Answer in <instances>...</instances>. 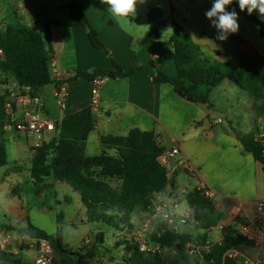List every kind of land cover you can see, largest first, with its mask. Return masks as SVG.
<instances>
[{
	"label": "crops",
	"instance_id": "crops-1",
	"mask_svg": "<svg viewBox=\"0 0 264 264\" xmlns=\"http://www.w3.org/2000/svg\"><path fill=\"white\" fill-rule=\"evenodd\" d=\"M76 1L87 16L89 24L98 32L103 48H95L88 35L89 29L78 24V14L71 5L72 0L19 1L9 15L0 9V28L16 24L42 33L50 51L53 77L59 80H66L78 71H114V63L119 64L125 72L135 70L129 76L109 78L99 87V104L92 109L96 124L86 141V155L92 157L101 154L100 137L103 135L125 136L135 128L154 132L166 151L177 147L180 152L166 166L168 176L175 180V187H167L155 194L153 199L179 202L185 200L187 194L205 186L212 193L211 199L217 210L224 216L218 227L207 231V242L219 243L222 227L235 226V221L239 222L237 229L247 226L253 237L252 245L238 246L229 251L223 258V264H264V219L259 223L255 219L257 202L264 196V167L255 160L252 153L245 150L237 137V134L244 135L248 132L236 131L229 119L225 123L215 116L213 104L209 107L190 102L179 96L171 84H157L153 81L151 74L162 72L175 77L177 68L170 36L167 34L165 37L163 33L167 26L162 29L158 40L153 39L149 34L147 13L151 8H160L167 23L170 24L172 20L181 23L207 57L236 68L239 65V55L245 54L247 47L252 50V55L264 57V40L259 35V28L241 14L237 0H233L228 10L235 9L238 13L239 30L230 34L226 40L216 38L217 32L212 31L214 28L211 21L205 16V12L212 7L213 0H143L144 7L137 5L136 15L129 18L127 28L121 26L102 0ZM252 14L264 22V16L258 11ZM46 26L49 34L46 33ZM50 85L51 89L43 87L40 90L39 103L36 104L25 95L28 98L20 102L17 96L20 93L18 86L12 89L10 84L5 85L0 81V121L4 126L9 122L22 120L26 106L29 105L37 111L41 108L46 118L55 123H60L67 114L91 107L92 81L77 78L60 85ZM63 86L67 88L64 106L57 97V91ZM51 96L56 99L55 104ZM6 102L12 104V110L6 107ZM229 114L230 111L227 112ZM2 130L5 133V145L10 136L24 135L31 141L29 148L32 156L28 161L20 163H31L37 146L52 141L58 133L56 130L38 140L14 129ZM254 133L256 135L259 132L256 129ZM169 144L171 147L167 148L165 145ZM109 153L114 155L115 151L109 150ZM6 155L8 165L7 146ZM15 165L22 166L17 161ZM181 171L186 174L183 182L188 183L190 190H179ZM187 209L189 206L184 210ZM51 210V207L44 204L39 208L34 207L19 195L9 196L5 185L0 182V225L25 228L31 224L50 235L60 232L63 240V231L57 227L56 233L51 231L53 224L49 223L47 214ZM81 218L80 227H87V209L83 210ZM64 219L63 225L79 228L77 223L67 221L65 217ZM57 223L62 226L58 217ZM133 223H136V219ZM87 233L89 235L90 230ZM124 233L119 231L115 237L116 248ZM85 240L77 250L64 241L63 244L72 252L89 255L87 264L89 261L92 264L122 262L125 252H122L121 258L99 255L96 247L92 246L91 238ZM233 253L236 254L235 257L230 255ZM8 254L13 258L9 261L0 259V264H34L37 256L34 248H25L18 240L12 242ZM54 264H79V260L76 255L55 252Z\"/></svg>",
	"mask_w": 264,
	"mask_h": 264
},
{
	"label": "trees",
	"instance_id": "trees-1",
	"mask_svg": "<svg viewBox=\"0 0 264 264\" xmlns=\"http://www.w3.org/2000/svg\"><path fill=\"white\" fill-rule=\"evenodd\" d=\"M71 5L77 11L78 24L89 26L88 35L92 45L103 48L98 32L89 24L77 1L72 0ZM240 12L259 28V35L264 40V22L254 14L249 15L247 10ZM147 19L150 36L158 40L162 29L168 24L162 10L149 9ZM170 28L177 75L170 77L162 72L151 74L155 83H169L182 98L209 107L212 106L213 90L225 80L251 94L256 102L264 100V57L240 54L236 68L207 57L181 23L172 20ZM46 33H50L48 26ZM0 51L1 83L9 85V79L14 78L20 94L29 96L31 100L39 98L40 90L53 83L60 85L77 78L89 81L97 77L117 78L135 72H125L119 64L114 63V71L93 69L78 71L66 80L54 78L50 51L43 34L24 25H5L0 28ZM95 124L91 107L67 114L57 123L58 133L54 139L36 149L29 170L30 177L35 185V193L39 196L48 187L50 180L68 184L80 196L87 209L88 223H104L125 232L127 235L117 242V247L123 246L125 251L120 264H223V258L229 251L238 246L253 244V240L237 229L238 221H235V226L222 227L219 243L209 244L207 231L218 227L224 216L203 190L196 189L185 198L194 223L181 228L154 219L147 236L150 243L158 246V250L149 254L141 252L134 236V213L152 214L154 195L167 187H175V180L168 176L167 167L160 162L166 150L154 132L135 128L125 136H101V154L87 156L86 141L95 129ZM3 127L4 123L0 121V167L7 165ZM237 137L245 150L252 153L255 160L264 167V147L256 139L254 131L237 134ZM109 150L115 151V154H110ZM112 181L120 185L115 186ZM18 191L20 188L16 187L12 194ZM58 222L65 224L62 213L58 215ZM5 231L47 240L55 252L76 255L79 264H87L90 259L89 255L72 252L67 248L60 232L50 235L31 224L25 228L0 225V232ZM96 239L103 244L104 233L99 232ZM12 258L11 254L0 252V259L9 261Z\"/></svg>",
	"mask_w": 264,
	"mask_h": 264
},
{
	"label": "rangeland",
	"instance_id": "rangeland-1",
	"mask_svg": "<svg viewBox=\"0 0 264 264\" xmlns=\"http://www.w3.org/2000/svg\"><path fill=\"white\" fill-rule=\"evenodd\" d=\"M19 1L22 0H0V9L2 8L6 11V14L9 15ZM137 5L140 8L144 7L143 3H138ZM10 19L11 21H14L12 17H10ZM88 27L89 26H86L87 30L89 29ZM212 31L216 33L215 28ZM163 33L165 37L167 34L171 36L172 30L170 24H167ZM245 54L249 57H255V54L252 55V50L249 49V47H247ZM45 87L47 90L52 88L51 85ZM51 100L54 104L56 103V99L53 98V96H51ZM211 103L216 109L215 116L220 117L225 123L226 121L228 122L229 119L231 124H233L232 127L236 131L250 133L252 131L255 132L257 129L259 132L258 134L264 133V100L256 102L251 94L243 91L232 82L225 80L222 85L213 90ZM228 111H230L229 115H227ZM38 112L41 117L46 118L45 114L41 111V108L38 109ZM10 137L11 138L6 142L9 159L8 165L0 168V182L5 185V190L7 189L9 192V196H14L12 191L14 188L18 187L20 188V191L15 195L21 196L24 200H27L30 205L39 208V206L44 204L51 207L52 210L47 212L48 221L50 224H53L51 231L56 233V227L60 231H63V241L72 249L77 250L85 239L91 238L92 246L97 249L96 253L99 255H105L106 257L115 255L118 258H121L122 252H125L124 248H116L114 246L115 237L119 234L118 230L113 229L104 223H89L87 227H80L83 210L86 211V208L82 204L79 195L73 191L68 184L54 183V181L50 180L48 181V187L40 196L35 193V185L30 177L29 171L31 163H20V161H28L31 158L32 155L29 148L31 141L24 135ZM165 146L170 148L171 144ZM15 161L22 164V166H16ZM179 175L181 177V182L178 181L179 190L181 191L186 188L190 190L191 188L188 183L183 182L186 178V174L181 171L179 172ZM114 184L115 186H118L117 182ZM2 194H4L3 189ZM178 204L180 211H184V209L188 208L186 200H179ZM60 213L64 215L67 221L77 223L79 228L74 229L71 225H58L57 217ZM135 219L136 223H134V231L140 229L144 221H149L151 224L155 217L151 214L143 215L136 213L133 215V221ZM87 228L91 232L89 235L87 233ZM99 231L103 232L105 235L104 244L96 243V235ZM126 235L127 234L125 233L122 234L120 241L122 240V237H125ZM135 235L136 234H134V236ZM89 264H92V261H89Z\"/></svg>",
	"mask_w": 264,
	"mask_h": 264
},
{
	"label": "built area",
	"instance_id": "built-area-1",
	"mask_svg": "<svg viewBox=\"0 0 264 264\" xmlns=\"http://www.w3.org/2000/svg\"><path fill=\"white\" fill-rule=\"evenodd\" d=\"M107 79L108 78L97 77L92 81V109L97 108L99 104V87ZM17 96H19L20 102H24L26 98H28L24 95H21L20 93ZM57 97L60 99V104L64 106V102L67 98V88H65L64 86L61 87L57 91ZM30 101L37 104L39 103V98ZM6 107L9 110H12L13 108L10 102H6ZM56 125L57 123H55L54 121L41 117L39 112L29 105L26 106V109L24 111V118L22 120L13 121L12 123L9 122L5 124L3 128L6 131L14 129V131L18 133H22L41 140L46 135L56 132ZM256 139L259 140L264 147V133L257 134ZM39 147L40 146H37V148ZM179 152V148L177 147L171 149L170 151H165L160 157V162L163 165L167 166L170 163L171 159L177 156ZM201 190H203L205 195L209 198L212 197V193L205 186H202ZM153 204V213L151 215H153L155 219L158 218L170 225H175L176 227L181 228L192 225L194 223L193 214L190 208L184 211H180L177 201L168 202L167 200L159 199L153 200ZM255 219L258 223L263 221L264 219V196L257 202V213ZM150 231V222L144 221L141 229H139L135 235V240L139 245L140 251L146 254L158 250V246L150 243L148 240L147 232ZM240 232L249 239L253 240L251 232L247 226H242ZM15 240L22 242V245L25 248H34L36 250L37 256L34 264H54L55 250L50 242L44 239H37L30 236H21L14 231L0 232V252L9 253L11 251V244ZM230 255L233 257L236 256L235 253Z\"/></svg>",
	"mask_w": 264,
	"mask_h": 264
},
{
	"label": "clouds",
	"instance_id": "clouds-1",
	"mask_svg": "<svg viewBox=\"0 0 264 264\" xmlns=\"http://www.w3.org/2000/svg\"><path fill=\"white\" fill-rule=\"evenodd\" d=\"M108 5L111 14L119 21L122 27L127 28L129 18L135 17L137 4L143 0H102ZM233 0H213L212 7L205 12V16L211 21V26L216 29V38L226 40L230 34H235L239 30L238 13L235 9L228 10V6ZM241 11L247 10L251 15L258 11L264 16V0H237Z\"/></svg>",
	"mask_w": 264,
	"mask_h": 264
},
{
	"label": "water",
	"instance_id": "water-1",
	"mask_svg": "<svg viewBox=\"0 0 264 264\" xmlns=\"http://www.w3.org/2000/svg\"><path fill=\"white\" fill-rule=\"evenodd\" d=\"M9 84H10V86H11L12 89L15 88L16 85H17L14 78H10L9 79Z\"/></svg>",
	"mask_w": 264,
	"mask_h": 264
}]
</instances>
